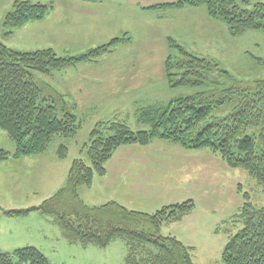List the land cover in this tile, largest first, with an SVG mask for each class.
<instances>
[{"label": "rangeland", "instance_id": "rangeland-1", "mask_svg": "<svg viewBox=\"0 0 264 264\" xmlns=\"http://www.w3.org/2000/svg\"><path fill=\"white\" fill-rule=\"evenodd\" d=\"M17 1L26 0H0V42L14 50L33 52L53 49L58 56L79 58L91 49L107 45L113 39L122 40L113 46L110 52L90 61L97 62L101 59L98 63L89 64L84 63L89 61H82L49 76L36 74L38 81L50 84L66 97L70 112L81 123V130L73 139L54 137L44 154L18 160L12 157L16 152L15 143L0 129V150L11 154L10 159L0 163V206L6 210L39 206L63 188L73 161L82 159L88 162L86 145L90 144L91 132L97 125L114 122L130 128L133 132L151 130L150 127L140 124L137 119L148 109L154 107L165 109L171 101L197 93H204L206 97L211 96L219 100L223 97L224 89L236 85L247 87L255 81L264 80V64L259 62L260 60L264 62V31L249 30L235 37L223 21L215 20L208 15L205 6L153 11L144 10L143 7L163 1L105 0L106 5L111 7L104 10L107 18L95 20L94 27L106 28L102 32L90 29L74 36L75 26L60 20V14L53 27L46 26L45 23L48 22L43 21L41 24H28L36 27H32L34 31H29L31 26L29 29L26 28L28 29L26 31L8 29L5 27L6 17L13 11ZM27 1L52 6L51 10H55V13L60 9L58 7L60 0ZM247 1V4L241 1L239 5L252 10L256 4L264 3V0ZM61 7L63 12L71 13L70 6ZM160 16H163L161 18L163 21ZM38 27L47 28L42 30ZM122 28H129L132 31V44H120L130 41L127 34L122 35ZM167 37L175 39L177 44L189 53L204 57L218 65V70L208 74L203 87L170 88L166 71L168 57H172L174 64L185 62L187 59L177 48L170 47ZM127 57L132 58L134 63L127 64ZM178 67L176 65L173 73L182 74L184 69ZM112 71L137 72L139 84L152 83V86L146 87L147 91L141 88L138 92L117 93L107 85H101V82L106 84L111 81L89 78V75H102ZM155 74L156 80L147 83ZM80 81L84 82L83 89L78 87ZM237 99L239 98L235 96L232 101L216 110L214 117L220 119L228 117L233 112ZM74 102L78 103L77 108ZM100 129L105 132V128ZM256 132V129L248 130L250 135ZM159 141L161 140L156 139L150 145L153 143L155 146L169 145L168 142ZM61 145L69 149L67 157L62 160L57 154ZM201 151L202 155H207L205 156L207 171L217 177L216 186L221 189V195L219 193L211 202L198 201L192 218H184L187 222L177 224L179 228L174 224L163 225L161 234L165 237L175 234L185 245L193 246L194 264H224L222 260L224 247L230 237L243 227V224L234 222L232 217L245 202L243 194L249 193L252 203L257 208H262L264 193L262 187L246 171L229 168L209 149ZM203 163L204 161L201 162ZM85 203L91 204L87 200ZM218 225H220L218 235L211 234ZM28 246L42 250L52 264H125L128 253V247L123 240H116L106 248L71 244L64 238L62 230L52 218L38 213L33 212L26 217L14 218L1 214L0 250L14 252L18 248Z\"/></svg>", "mask_w": 264, "mask_h": 264}, {"label": "trees", "instance_id": "trees-1", "mask_svg": "<svg viewBox=\"0 0 264 264\" xmlns=\"http://www.w3.org/2000/svg\"><path fill=\"white\" fill-rule=\"evenodd\" d=\"M241 1L248 3L247 0ZM241 1L177 0L160 7L205 6L208 15L223 21L235 37L249 30L264 31V3L249 10L239 5ZM51 8L27 0L17 1L6 17L5 27L12 30L42 21ZM156 8L159 6L152 9ZM121 40L113 39L79 58L58 56L53 49L17 51L0 42V129L16 145L14 159L44 154L54 137L73 139L81 130V123L70 112L66 97L50 84L38 81L36 74L49 76L82 61H94L110 52ZM168 43L187 59L174 64L172 57H168L166 71L170 88H201L206 84L208 74L218 70V65L189 53L174 39L169 38ZM259 62L264 64L261 60ZM176 65L184 69L182 74L173 73ZM222 94L218 100L197 93L171 101L165 109H148L138 118L141 124L151 128L147 131L133 132L114 122L97 125L91 132L90 144L86 145L88 162L82 159L73 161L63 188L36 207L6 210L0 206V215L26 217L34 212L50 217L69 243L83 247L106 248L116 240H123L128 247L125 264H194L193 247L174 236L161 234L163 225L180 222L192 214L195 209L193 201L146 213L116 201L91 206L81 199L79 191L91 187L96 178L106 176V166L119 148L148 146L157 139L177 144L184 150L209 149L229 168L246 171L264 193V80L247 87L236 85L224 89ZM235 96L239 99L233 112L223 119L214 117V112ZM250 129L257 132L250 135ZM68 151L67 146H59L58 157L65 159ZM10 156L9 152L0 150V163ZM248 194H243L245 202L233 216V221L243 227L224 247V264H264V207L257 208ZM0 264L52 263L41 250L29 246L0 254Z\"/></svg>", "mask_w": 264, "mask_h": 264}, {"label": "crops", "instance_id": "crops-1", "mask_svg": "<svg viewBox=\"0 0 264 264\" xmlns=\"http://www.w3.org/2000/svg\"><path fill=\"white\" fill-rule=\"evenodd\" d=\"M104 1L105 0L83 2L60 0L58 4L61 6H70L72 9L70 10L71 13L63 12V7L59 5L58 7H60V9L57 13H55V10H51L48 14V19H46V17L42 21L33 22V25L41 24V22L44 21L48 22L45 23L46 26L53 27L57 22L56 18H58L60 14V20L75 26L73 27L74 36L89 31L90 29H96L102 32L106 27H94V22L95 20H104L107 18L104 10L106 8L110 9L111 7L106 5ZM161 1L163 2L145 6L143 9L153 11L175 10L174 8H162L160 6L175 3L177 0H171V2H169V0ZM158 6L159 8L152 9ZM162 17L163 16H160V19ZM32 27L34 26L26 25L24 28L21 27L18 29L23 31L28 29L29 31H34ZM38 28L45 30L47 27ZM121 31L122 35H128L130 41L120 44H132V31L129 28H122ZM169 38L170 37H167V39ZM99 61H101V59L97 62L84 63L95 64ZM126 63L130 64L134 62H132V58L127 57ZM89 78L100 81H111L106 84L101 82V85H107L111 90L117 93H121L120 91L138 92L141 88L147 91L146 87H151V82L156 80V74L155 76H151L150 81H147V83L151 84H146L145 82H140L139 84V81L137 82L138 73L132 71H112L102 73V75H89ZM78 84L79 89H83L82 84H84V82L80 81ZM80 92L84 91L80 90ZM76 100H78V98H76ZM74 104L77 108L78 103L74 102ZM163 141L165 140L159 142ZM165 142H168L169 145L155 146L153 143L148 147L134 145L121 147L108 162L106 166V176L104 178H96L91 187L80 189L79 194L82 200L84 202L85 200L91 202V206H100L111 201H116L130 209L154 213L165 206L186 201H193L196 208L198 201L205 203L206 201L211 202L212 199H215L221 189L216 186L218 182L217 177L207 171L205 165L207 155H202L203 153L201 150L186 151L182 147H177L178 145L174 143L169 141ZM202 161H204L203 164H201ZM192 216L193 214L187 217V219L192 218ZM184 222L187 221L184 219V221L172 223V225L174 224L177 226L176 228H179L177 224H184ZM219 228L220 225L216 226L211 234L218 235ZM174 237L179 239L175 234ZM3 253L11 252H3V250H0V254Z\"/></svg>", "mask_w": 264, "mask_h": 264}]
</instances>
